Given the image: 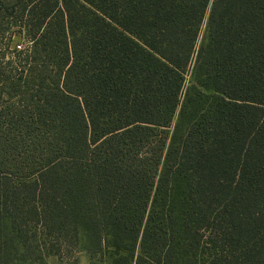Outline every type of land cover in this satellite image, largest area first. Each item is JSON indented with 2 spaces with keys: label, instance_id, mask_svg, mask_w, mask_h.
<instances>
[{
  "label": "trees",
  "instance_id": "16d2710c",
  "mask_svg": "<svg viewBox=\"0 0 264 264\" xmlns=\"http://www.w3.org/2000/svg\"><path fill=\"white\" fill-rule=\"evenodd\" d=\"M81 252L264 264V0H0V264Z\"/></svg>",
  "mask_w": 264,
  "mask_h": 264
},
{
  "label": "rangeland",
  "instance_id": "374dc122",
  "mask_svg": "<svg viewBox=\"0 0 264 264\" xmlns=\"http://www.w3.org/2000/svg\"><path fill=\"white\" fill-rule=\"evenodd\" d=\"M16 44H23V40L19 36H14L12 39V47L16 46ZM188 78H190V75H188ZM79 260L80 264H91V261L88 257V255L85 252H81L79 254ZM48 264H57V260L55 257L51 256L47 259Z\"/></svg>",
  "mask_w": 264,
  "mask_h": 264
}]
</instances>
